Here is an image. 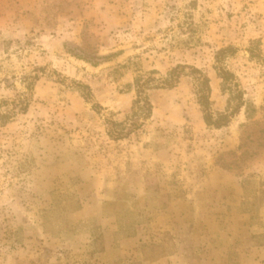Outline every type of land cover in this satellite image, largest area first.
Returning <instances> with one entry per match:
<instances>
[{
	"label": "rangeland",
	"instance_id": "1",
	"mask_svg": "<svg viewBox=\"0 0 264 264\" xmlns=\"http://www.w3.org/2000/svg\"><path fill=\"white\" fill-rule=\"evenodd\" d=\"M0 264H264V0H0Z\"/></svg>",
	"mask_w": 264,
	"mask_h": 264
},
{
	"label": "trees",
	"instance_id": "2",
	"mask_svg": "<svg viewBox=\"0 0 264 264\" xmlns=\"http://www.w3.org/2000/svg\"><path fill=\"white\" fill-rule=\"evenodd\" d=\"M232 50V47H225L221 48L217 51L215 54V60H216V72L218 77L223 81L222 90L225 91L227 83L231 82V77H233V74L226 70L222 65V60L224 59V56L228 53V51ZM226 84V85H225ZM201 85L203 87L198 93V103L202 107V112L204 116V121L207 125L214 126L216 128L225 126L229 123L231 117L238 113L243 106V94L241 91H237L235 93L234 98L237 100V104L234 108H232L229 112L221 113L219 114V118L216 120L212 119V115L209 109V92L210 87L208 85V79L206 77L202 78ZM146 103L147 111L150 110V104L147 101V99H144ZM246 114L248 115V110L246 109Z\"/></svg>",
	"mask_w": 264,
	"mask_h": 264
}]
</instances>
